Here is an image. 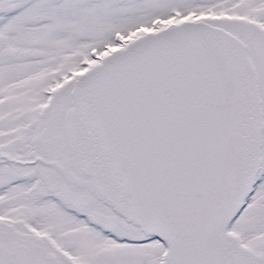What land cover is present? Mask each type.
<instances>
[{
	"label": "snow or ice",
	"instance_id": "6c2138e0",
	"mask_svg": "<svg viewBox=\"0 0 264 264\" xmlns=\"http://www.w3.org/2000/svg\"><path fill=\"white\" fill-rule=\"evenodd\" d=\"M0 264H264V0H0Z\"/></svg>",
	"mask_w": 264,
	"mask_h": 264
}]
</instances>
